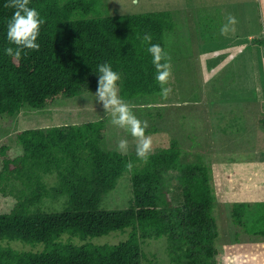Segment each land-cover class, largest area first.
Instances as JSON below:
<instances>
[{"label": "trees", "instance_id": "trees-1", "mask_svg": "<svg viewBox=\"0 0 264 264\" xmlns=\"http://www.w3.org/2000/svg\"><path fill=\"white\" fill-rule=\"evenodd\" d=\"M98 2L31 0L30 7L46 21L37 41L40 50L28 51L14 61L4 51L11 46L6 26L13 9L4 6L7 0H0V118L15 117L25 106L45 108L56 100L96 90L94 70L100 64H110L120 74L123 99L160 96L143 36L151 34L152 43L169 55L167 35L177 29L173 13L103 15ZM104 135L102 120L28 128L17 133L22 154L11 157L7 147L2 149L0 188L14 195L17 203L10 212H0V242L42 244L43 249L0 247V264H143L142 242L162 238L167 240L173 264H217L219 228L213 215L215 195L208 166H179L182 151L176 139L150 153L145 162L135 153L103 148ZM173 169L180 172L177 205L166 184ZM125 172L131 173L129 206L102 208L105 196ZM46 175H56V184L49 186ZM63 196L68 200L62 211L40 206L46 198ZM259 204L264 208V202ZM251 205H232L236 225L245 226ZM258 223L264 226V214L258 216ZM128 228V238L119 243L87 241ZM249 230L264 236L263 229ZM75 238L86 242L77 243Z\"/></svg>", "mask_w": 264, "mask_h": 264}, {"label": "rangeland", "instance_id": "rangeland-1", "mask_svg": "<svg viewBox=\"0 0 264 264\" xmlns=\"http://www.w3.org/2000/svg\"><path fill=\"white\" fill-rule=\"evenodd\" d=\"M103 15H126L171 11L177 22L167 35L172 89L167 100L139 98L125 100L141 121H147L146 135L152 137L150 153L169 146L176 139L182 155L179 166L205 164L212 178L215 216L220 250L217 264H264V236L250 234V228L263 229L258 216L264 214V0H98ZM237 19L235 30L222 35L227 17ZM95 90L54 101L45 108L25 106L12 118H0V172L2 149L16 157L23 153L17 133L28 128H51L102 120L105 123L103 148L117 150L119 140L129 142L126 153L136 154L130 134L111 123L96 104ZM178 169L171 170L166 184L172 203L177 205ZM49 186L56 175H46ZM19 186V183L15 184ZM1 187V186H0ZM10 189V188H9ZM132 198L131 173L125 172L102 202L107 210L126 209ZM67 196L46 198L41 207L62 211ZM236 202H248L245 226L231 216ZM17 199L0 188V212H10ZM130 228L100 237L87 238L95 244L119 243L128 238ZM64 240L68 236L64 234ZM75 242L85 240L75 238ZM0 247L38 252L42 244L22 241L0 242ZM143 264H173L165 238L142 242Z\"/></svg>", "mask_w": 264, "mask_h": 264}, {"label": "clouds", "instance_id": "clouds-1", "mask_svg": "<svg viewBox=\"0 0 264 264\" xmlns=\"http://www.w3.org/2000/svg\"><path fill=\"white\" fill-rule=\"evenodd\" d=\"M31 0H7L6 8L13 9V14L7 23L6 38L9 47L5 48L7 56L14 61H19L28 51H39L40 44L37 42L40 36V29L45 20L41 18L39 11L30 7ZM237 19L229 15L227 24L222 26L221 34L224 35L230 30L234 31ZM151 34H144L143 41L148 44L147 52L152 57V64L156 70L155 80L160 86V97L167 100L172 89L168 87L172 76V65L170 56L159 44L152 43ZM96 73V104L103 109L105 116L109 117L111 123L127 131L133 138L136 145V155L138 158L147 161L152 150V137L146 135L149 127L147 121H141L134 114L132 107L120 95L121 76L113 70L110 64H100ZM129 142L121 139L118 142L117 150L126 153ZM126 167L130 170L133 165L129 162Z\"/></svg>", "mask_w": 264, "mask_h": 264}]
</instances>
